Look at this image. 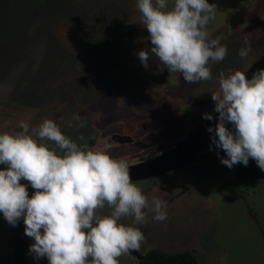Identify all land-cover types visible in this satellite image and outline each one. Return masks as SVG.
Returning <instances> with one entry per match:
<instances>
[{
	"label": "rangeland",
	"instance_id": "374dc122",
	"mask_svg": "<svg viewBox=\"0 0 264 264\" xmlns=\"http://www.w3.org/2000/svg\"><path fill=\"white\" fill-rule=\"evenodd\" d=\"M208 2L216 8L207 31L221 37L227 54L210 62L211 81L188 84L150 52L136 0H0V133L20 131V121L34 127L51 119L90 148L110 143L114 133L138 139L131 147L111 142L114 158L125 159L132 149L133 162L168 147L214 111L211 94L221 71L245 73L264 53V0ZM245 39L252 50L242 59ZM141 50L149 52L147 68ZM77 115L85 127L77 126ZM215 148L209 160L177 171L167 184L133 182L150 201L186 190L167 203L166 220L156 222L149 213L147 224L137 225L145 236L140 249L160 242L164 251L195 250L199 264H264V180L251 190L233 188L239 163L229 169L221 163L225 152ZM21 183L31 197L35 190ZM21 219L12 226L0 213V264H12ZM27 264L48 260H36L28 248Z\"/></svg>",
	"mask_w": 264,
	"mask_h": 264
},
{
	"label": "clouds",
	"instance_id": "9594fccd",
	"mask_svg": "<svg viewBox=\"0 0 264 264\" xmlns=\"http://www.w3.org/2000/svg\"><path fill=\"white\" fill-rule=\"evenodd\" d=\"M139 19L150 34V52L169 73H179L188 84L211 81L210 62L223 61L227 46L207 31L215 19V4L208 0H136ZM241 48L246 58L252 50ZM138 58L147 68L149 52ZM218 88L211 94L218 120L212 144L227 158L231 169L247 166L249 158L264 171V68L249 79L240 70L221 71ZM204 118L212 120L211 114ZM78 127L85 122L77 115ZM227 125H231L229 128ZM71 127V125H69ZM20 131L0 133V213L15 226L22 218L25 235L33 239L29 254L48 264H119V258L139 251L144 233L137 225L167 219V203L150 201L132 182L129 165L110 155L107 139L98 146L78 144L62 133L51 119ZM83 141V135L77 137ZM47 142L54 145L50 147ZM27 181L35 190L29 197ZM109 211L104 213V209ZM130 220V223H124Z\"/></svg>",
	"mask_w": 264,
	"mask_h": 264
},
{
	"label": "water",
	"instance_id": "95a60500",
	"mask_svg": "<svg viewBox=\"0 0 264 264\" xmlns=\"http://www.w3.org/2000/svg\"><path fill=\"white\" fill-rule=\"evenodd\" d=\"M261 68H264V53L249 67L245 72V75L250 79L252 73ZM211 115L213 116L212 120L205 119L202 123L196 126L192 132L160 155L151 158L144 163L129 166L132 181L147 179L195 163L200 157L199 152L201 149H203L208 143L212 142V137L215 134L214 132L209 133L207 129L209 127H215L218 120V114L214 112ZM117 137L123 138L124 136L118 135ZM119 139L120 138H116L115 140L121 142ZM24 228L25 225L23 219H21L18 233L14 241L12 264H27V251L29 248L30 237L25 235Z\"/></svg>",
	"mask_w": 264,
	"mask_h": 264
},
{
	"label": "flooded vegetation",
	"instance_id": "af4514ba",
	"mask_svg": "<svg viewBox=\"0 0 264 264\" xmlns=\"http://www.w3.org/2000/svg\"><path fill=\"white\" fill-rule=\"evenodd\" d=\"M215 111H213L211 114H213ZM205 120V118L200 122L202 123L203 121ZM200 123L196 124L195 126H193L191 128L190 131H187V132H184V134L182 135L181 138H179L178 140L176 141H172L169 145H167L168 147H161L158 148V149H155L153 150L151 153L149 154H146V155H143L142 157H140L139 159L135 160V161H131V159L129 158L130 156H133L136 154V151L135 150H127L125 152V160L127 161L128 165L129 166H134V165H137V164H140V163H144L146 161H148L149 159L151 158H154L158 155H160L161 153H163L164 151H166L168 148H170L171 146H173L175 143H177L178 141H180L181 139H183L185 136H187L190 132H192L196 126H198ZM228 127L231 128V125H228ZM124 136L123 138L122 137H117V136ZM116 136V137H115ZM116 138H120L119 140H121V142L119 141H116L115 139ZM113 142L117 145H127V147H131V146H134L135 144L139 143L138 142V139L135 138L134 136L130 135L129 133L125 132V133H122V134H117V133H114V134H110V143ZM93 144V143H92ZM155 146V145H154ZM215 145L212 144V142L208 143L207 145H205V147L203 149H201V151L199 152V158L198 160L191 164V165H188L186 167H183L181 169H178V170H175V171H171V172H167V173H164V174H160V175H156L154 177H149L147 179H142V180H137L136 181H132V182H136V183H147L146 185H143V186H147V185H164V184H167L168 181H169V178L170 176H172L174 173H176L177 171H180V170H183V169H186L187 167H190L196 163H198L200 160H209L215 153V150L213 151H209L211 149V147H213ZM156 147V146H155ZM154 147V148H155ZM217 149V148H215ZM128 157V158H127ZM181 190V189H180ZM186 192V190H182L180 193H177L175 194L174 196H172L171 198H169L166 203L172 201L175 199L176 196H180V194H184ZM162 244L159 242L158 243H154V242H151L144 250L140 249L139 251H132L126 255H123L122 256V260L119 261V264H140V262L142 261V259L145 257V255L152 251V250H158L162 253H165V254H172V253H181V252H185V251H192L191 250H185V251H180V252H176L175 250L173 251H164L162 249H164V247L161 246Z\"/></svg>",
	"mask_w": 264,
	"mask_h": 264
},
{
	"label": "trees",
	"instance_id": "16d2710c",
	"mask_svg": "<svg viewBox=\"0 0 264 264\" xmlns=\"http://www.w3.org/2000/svg\"><path fill=\"white\" fill-rule=\"evenodd\" d=\"M264 180V171L257 166L255 160L249 158L247 166L239 163L236 167L232 187L241 191L255 188ZM140 264H199L195 250L181 253L165 254L158 250L148 252Z\"/></svg>",
	"mask_w": 264,
	"mask_h": 264
}]
</instances>
